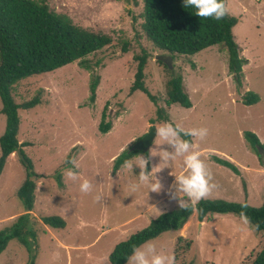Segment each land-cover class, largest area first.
<instances>
[{
	"label": "rangeland",
	"instance_id": "1",
	"mask_svg": "<svg viewBox=\"0 0 264 264\" xmlns=\"http://www.w3.org/2000/svg\"><path fill=\"white\" fill-rule=\"evenodd\" d=\"M45 1L50 10L67 15L75 25L107 34L111 42L84 57L89 69L76 60L13 84L16 102L40 98L35 107L19 110L17 132L21 149L40 174L29 217L37 235L36 240L29 238L30 253L18 240L10 239L0 253V264H25L33 254L34 264H110L109 254L118 242L146 227L160 213L179 207L168 192L173 174L184 171L182 158L152 174V179L162 184L159 193L141 187L130 195V185L137 182L140 169L134 166L130 171L122 164L113 170L114 157L154 124L207 128L206 138L193 143L218 185L208 197L262 204L264 164L244 132L250 130L264 140V0H225L227 12L237 18L232 32L239 55L248 62L240 84L228 70V52L221 43L193 54H175L171 67L159 62L158 55H170L145 35L143 0ZM142 51L148 55L144 84L155 97V104L143 91H130L137 66L133 56ZM174 75L181 76L190 107L166 104L168 81ZM95 76H99V83L95 99L90 101L89 83ZM247 91L258 94V102L245 103ZM1 107L0 100V136L6 120ZM157 107L169 117L167 121L156 118ZM103 110V121L111 122L106 132L98 128ZM160 144L155 134L148 151L129 160L138 155L148 157L150 149L172 151L170 146ZM214 156L233 159L238 172L217 162ZM18 157L13 152L0 173V229L27 212L17 196L25 178ZM72 159L80 165L73 169L79 177L76 181L65 176L66 170L73 168L66 161ZM160 163L159 156L150 157L148 171ZM57 171L62 173L63 186L57 183ZM84 179L92 183L91 193L80 192ZM246 180L252 184L250 192ZM97 193L102 194L100 201L94 199ZM52 215L61 216L65 225L45 226L42 217ZM263 240L264 232L233 214L209 213L199 220L194 210L180 230L166 231L139 247L154 244L159 253L173 257L174 264H250Z\"/></svg>",
	"mask_w": 264,
	"mask_h": 264
},
{
	"label": "trees",
	"instance_id": "2",
	"mask_svg": "<svg viewBox=\"0 0 264 264\" xmlns=\"http://www.w3.org/2000/svg\"><path fill=\"white\" fill-rule=\"evenodd\" d=\"M222 2L225 4V0ZM142 18V27L147 38L156 47L167 51L172 58L175 54H193L211 45L223 44L228 52V70L238 84L241 83L242 65L247 60L239 55V46L233 38L232 28L237 23L235 16L227 12L221 20L202 18L195 15L194 8L184 7L183 0H143ZM110 42L111 38L107 34L95 33L75 25L67 15L50 10L45 0H0V100L1 113L6 119L4 131L0 136V173L7 157L12 155L17 148H21L22 142L19 143L17 139L20 124L19 110L31 109L40 103L39 96L20 103L16 102L12 95L13 84L30 75L53 71L76 60L89 69V66L83 62L84 57ZM126 47L125 44L122 47L124 52L127 51ZM133 57L137 61V66L130 91L137 89L143 91L155 104V97L144 84L147 52L142 51L140 55ZM98 83L99 76L91 78L90 101L95 99ZM168 85L167 105L179 103L183 107L191 106V101L183 90L180 75L172 76ZM258 99L256 93L249 91L245 95L244 102L252 104ZM155 113L158 119L166 121L169 119L160 107L156 108ZM101 117L98 128L106 132L111 128V122L103 121L104 110ZM244 136L256 153H258V146L264 148V144L260 142L255 133L247 130ZM183 138L191 140V137ZM130 148L114 157V171L126 160L142 152ZM21 153L25 162L18 158L24 165L25 178L17 189V196L27 212L19 215L10 226L0 229V253L6 248L10 239L18 240L30 253L29 238L36 240L37 234L29 223V217L35 201L36 180L40 174L34 171L32 160L22 149ZM145 153L147 155V152ZM214 159L234 172H238L237 167L231 161L218 156H214ZM66 165L70 166L69 163ZM61 177V171H57L55 178L59 186H63ZM194 210L199 220L209 213H230L243 219V213L252 228L264 232V197L259 206L249 205L246 201L205 198L200 200L194 208L176 207L160 213L146 227L118 242L109 254L110 264H126L134 248H138L166 231L180 230ZM42 221L53 227L65 225V220L59 215L43 216ZM262 244L250 264H264V240ZM34 256L35 254L25 264H34Z\"/></svg>",
	"mask_w": 264,
	"mask_h": 264
},
{
	"label": "clouds",
	"instance_id": "3",
	"mask_svg": "<svg viewBox=\"0 0 264 264\" xmlns=\"http://www.w3.org/2000/svg\"><path fill=\"white\" fill-rule=\"evenodd\" d=\"M183 5L186 8H194L195 15L202 18L221 20L227 14L226 6L222 0H183ZM155 132L156 138L158 137L161 141L160 145L170 146L172 151L164 149L158 152L150 149L148 157L138 155L135 160H126L124 162V167L130 171H133L134 166L140 169L138 176H136L137 182L130 185V195L141 187H147L148 191L159 193L162 189V184L158 179L153 180L152 174L155 175L164 167H171L177 158H182L181 166L184 171L181 174H173L175 179L170 186L168 195L171 200L176 201L179 208H194L200 200L207 198L218 187L213 182V174L209 166L201 158V153L195 150V144L193 143V141H202L206 138L208 134L207 128H184L178 123L166 122L159 126L155 125ZM183 137H191L192 140L184 139ZM129 142L125 145V149ZM155 156H159L163 164L160 163L154 166L151 171H148L149 159ZM66 162L73 166V168L66 170V179L71 181L78 180V174L73 169H78L80 167L79 163L75 159ZM154 169L156 170L155 172L153 171ZM79 190L85 194L91 193L93 185L89 180L84 179L79 185ZM94 199L100 201L102 194L97 193ZM242 207H246V205H242ZM242 218L245 223L248 222L247 217H244L243 213ZM127 264H174V258L159 253L154 244L148 243L142 247L134 248Z\"/></svg>",
	"mask_w": 264,
	"mask_h": 264
},
{
	"label": "water",
	"instance_id": "4",
	"mask_svg": "<svg viewBox=\"0 0 264 264\" xmlns=\"http://www.w3.org/2000/svg\"><path fill=\"white\" fill-rule=\"evenodd\" d=\"M157 60H161L164 64L168 65L169 67H171V56H163V55H158L157 56ZM155 125H151L150 129L141 136V138H139L138 140H136L132 146H131V150H141V151H148L150 145L153 142V139L155 137ZM258 149V153L261 155V161L264 164V148L261 146L257 147ZM15 153L19 156V158L24 161V156L21 153V148H17L15 150ZM25 162V161H24Z\"/></svg>",
	"mask_w": 264,
	"mask_h": 264
},
{
	"label": "crops",
	"instance_id": "5",
	"mask_svg": "<svg viewBox=\"0 0 264 264\" xmlns=\"http://www.w3.org/2000/svg\"><path fill=\"white\" fill-rule=\"evenodd\" d=\"M231 15V14H230ZM244 57V56H243ZM247 59V58H246ZM248 62H246L245 64H247ZM245 64H243L242 65V70H241V74H242V71H243V67L245 66ZM247 92H249V91H247ZM247 94V93H246ZM258 95V94H257ZM245 97V96H244ZM259 97V96H258ZM258 102V101H257ZM256 103V102H255ZM157 126V125H156ZM256 134V133H255ZM257 135V134H256ZM258 137V136H257ZM261 139V143H263L264 142V140H263V138H260ZM264 144V143H263ZM219 157V156H218ZM8 158V157H7ZM221 158V157H220ZM223 159H226V160H229V161H231L235 166H236V162L232 159V160H230V159H227V158H223ZM238 167H239V165H238ZM261 170V169H260ZM247 181V186H246V188H247V190L249 189V191L248 192H250V190H251V186H252V184H250L249 183V181L248 180H246ZM37 185H38V181H37V183H36V187H37ZM20 186V185H19ZM35 192H36V190H35ZM35 198H36V196H35ZM207 198H209V197H207ZM245 198H247V196H245ZM210 199H213V198H210ZM222 199V198H221ZM36 200V199H35ZM224 200H226V199H224ZM228 201H232V200H228ZM245 200H243V202H244ZM237 202H241V201H237ZM34 204H35V201H34ZM32 211V210H31ZM45 225V224H44ZM45 226H48V225H45ZM53 228H56V227H53ZM8 245V244H7ZM7 247V246H6Z\"/></svg>",
	"mask_w": 264,
	"mask_h": 264
}]
</instances>
